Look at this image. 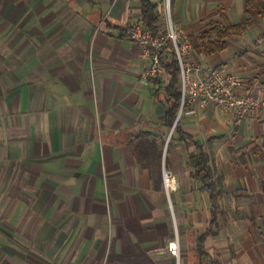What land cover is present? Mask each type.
<instances>
[{
	"label": "crops",
	"instance_id": "1",
	"mask_svg": "<svg viewBox=\"0 0 264 264\" xmlns=\"http://www.w3.org/2000/svg\"><path fill=\"white\" fill-rule=\"evenodd\" d=\"M149 1L160 29L161 0ZM171 12L190 60L264 95V0H172ZM141 24L142 0H0V231L39 248V264H264L258 120L208 106L167 126L172 56L142 80L145 61L125 34ZM204 37L224 47L198 51L193 39ZM147 134L163 144L169 196L134 155ZM193 141L222 183L215 211L192 176ZM175 237L178 257L167 247Z\"/></svg>",
	"mask_w": 264,
	"mask_h": 264
},
{
	"label": "built area",
	"instance_id": "2",
	"mask_svg": "<svg viewBox=\"0 0 264 264\" xmlns=\"http://www.w3.org/2000/svg\"><path fill=\"white\" fill-rule=\"evenodd\" d=\"M171 4L172 0H161L162 28L151 31L135 25L127 28L125 34L137 44L140 57L145 61L143 81L164 72L162 65L167 54L177 61L180 102L172 129L183 115H193L212 106L237 120L256 118L264 133V95L246 92L243 79L237 74L225 73L217 66L204 67L190 60L191 42L184 30L175 25ZM172 182L171 170L163 167L162 184L168 196ZM167 247L171 254L179 256L177 237Z\"/></svg>",
	"mask_w": 264,
	"mask_h": 264
},
{
	"label": "trees",
	"instance_id": "3",
	"mask_svg": "<svg viewBox=\"0 0 264 264\" xmlns=\"http://www.w3.org/2000/svg\"><path fill=\"white\" fill-rule=\"evenodd\" d=\"M145 29L155 31L158 26V14L155 6L149 0H142V24ZM243 26H230L224 31H218V36L222 38L228 33H239ZM194 47L198 51L206 53L219 50L224 47V43L219 40H209L204 37L200 43L193 39ZM171 55V54H170ZM172 56V55H171ZM171 79L165 87V93L168 100L166 109V125L172 127L176 119L180 93L178 91V64L174 56L170 64ZM179 122V121H178ZM178 122L174 130H178ZM149 134L140 136L133 143V152L138 162L147 168L154 180V186L159 187L162 177V145H158L154 140L149 139ZM135 138V137H134ZM164 142V141H163ZM195 150L189 154V164L193 169L192 176L197 177L202 182V186L210 193V199L213 211L217 205L218 197L223 192L222 183L219 177H216L215 170L211 165L210 156L202 149L198 142L193 141Z\"/></svg>",
	"mask_w": 264,
	"mask_h": 264
},
{
	"label": "rangeland",
	"instance_id": "4",
	"mask_svg": "<svg viewBox=\"0 0 264 264\" xmlns=\"http://www.w3.org/2000/svg\"><path fill=\"white\" fill-rule=\"evenodd\" d=\"M5 165H0V227L6 229L5 205L4 200L5 184ZM12 234V241L7 240L4 233L0 231V264H39L40 251L37 247H29L28 241L22 238L21 234ZM9 246H6V243Z\"/></svg>",
	"mask_w": 264,
	"mask_h": 264
}]
</instances>
